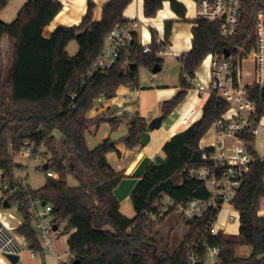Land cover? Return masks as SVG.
Listing matches in <instances>:
<instances>
[{
	"label": "trees",
	"instance_id": "obj_1",
	"mask_svg": "<svg viewBox=\"0 0 264 264\" xmlns=\"http://www.w3.org/2000/svg\"><path fill=\"white\" fill-rule=\"evenodd\" d=\"M10 1L0 0V13ZM132 3L133 0H109L103 7L102 19L94 22L95 3L88 0L81 24L58 28L50 39L44 37V31L63 9L55 0H29L13 24L0 21V43L4 37L15 43L13 65L0 103L2 188L18 181L16 173L23 171V167L15 158L26 145L34 148L33 158L39 155L43 166L47 164L48 170L58 176L57 180L47 178L44 186L36 191L29 187L27 195L19 193L9 200L11 205H17L22 217L17 233L26 238L35 252L43 249L34 230L29 209L31 201L52 206L54 224L58 227L66 224L70 255L83 264H187L188 245L209 221L207 216L188 224L181 230L186 233L177 244L172 237L174 228H171L167 233L168 243L161 248L156 237L170 216L155 223L146 213L151 216L158 213L163 195L178 202L208 199L206 186L183 171L186 167L200 168L210 164L202 159L201 141L214 123L229 111V105L215 95L209 96L199 120L164 145L163 162L152 163L141 177L131 195L135 217L130 219L121 213L115 192L126 176L111 168L107 156L117 152L118 143L129 150L142 148L147 121L139 114L129 121L126 116L111 120L107 114L90 120L88 115L99 100L113 99L121 88L140 90L141 68L150 71L156 65L163 68L158 56L169 45L174 22L165 23L162 46L156 45L158 33L152 30L149 52L140 44H132L122 51L117 65L110 71L95 76L83 87L80 84L103 52L113 29L132 23L125 17ZM165 3H170L175 15L185 20L187 11L177 0H144L145 18H156ZM260 15H264V0H244L241 28L231 40L221 37L216 24L194 22L192 50L179 60L180 91L161 106L166 118L185 100L193 87L190 81L209 55L223 60L225 51H229L242 70L243 62L250 58L256 45ZM73 42L79 49L75 57L67 51ZM237 79L240 81V75ZM248 89L251 99L259 103L254 118L260 123L264 118V91L260 92L257 86ZM125 121L128 133L120 142L108 139L95 149L89 148L85 137L88 131H97L104 124L116 131ZM56 132L62 139L55 136ZM242 137L255 162L232 201L239 213V238L236 240L222 233L208 234L211 245L222 249L221 264H262L264 258V217L259 216L264 198V159L254 152V137L250 133ZM43 166L39 170L46 172ZM69 177L77 182V187L69 185ZM178 177L180 182L177 183ZM174 225L181 227L179 220ZM239 245L252 249L249 257L237 254ZM172 246L175 247L171 252Z\"/></svg>",
	"mask_w": 264,
	"mask_h": 264
},
{
	"label": "built area",
	"instance_id": "obj_2",
	"mask_svg": "<svg viewBox=\"0 0 264 264\" xmlns=\"http://www.w3.org/2000/svg\"><path fill=\"white\" fill-rule=\"evenodd\" d=\"M190 1L196 6L197 20L218 25L223 39L231 40L238 35L243 18L244 0ZM141 30L143 29L139 21L114 28L106 39L103 52L93 62L80 87H83L95 76L110 71L117 65L122 51L132 44H140L144 47L145 52H149L152 39H149V44H147L145 33H141ZM164 43L165 36L164 39L157 38V46H162ZM159 55H173L175 57L168 46ZM250 57H253L254 64L252 81L248 84L244 82L243 71L236 66L232 56L228 59L219 60L213 55H209L205 59V61L210 59V73L207 82L202 80L198 72L190 81L193 86L190 91H194L198 98H202L204 94L215 95L229 105L226 116L215 122L212 127L215 131L213 146L203 149L202 159L210 164L200 168L186 167L183 171L192 179L206 186L209 194L208 199L178 202L163 195V204L158 213L153 216L146 213V216L155 223L161 219H167L169 216L170 218L176 216V220L181 223V230L186 229L188 224L209 216L205 229L198 232L188 245L187 264H221L222 249L211 245L208 234L210 236H217L219 233L224 234L225 226H221V230L215 232L218 217L224 207L235 210L232 201L255 162V157L248 150V143L242 136L250 133L256 139L259 134L260 123H257L254 118L259 103L251 99L248 88L257 86L260 92L264 91V15L259 16L256 45ZM239 75L240 81L237 79ZM102 101L103 99L99 100L98 104ZM197 105L194 104L187 114L181 116L180 126H182L183 131L202 117L203 112L197 110ZM26 146L19 156L39 159V155L33 158L34 148ZM45 175L46 178L58 179L57 174L52 170H47ZM3 190L4 196L0 200V256L5 258L17 256L21 260L24 251L29 250L32 257L51 254L57 264H72L74 260L69 252L67 253V256H70L69 263H65L63 258L54 252L56 242L69 236L65 235L66 224L61 227L54 224L52 206L47 204L43 206L40 201H31L29 206L34 230L43 249L42 252L38 253L32 249L24 236L17 233L19 227L13 224L11 220L14 217L5 212L6 208L4 207V203L16 194H28L29 186L26 179L19 178L15 185H6ZM236 220L237 218L231 215L228 218L229 223H235ZM54 227L57 229L55 230ZM7 264L11 263L8 261ZM262 264H264V258Z\"/></svg>",
	"mask_w": 264,
	"mask_h": 264
},
{
	"label": "crops",
	"instance_id": "obj_3",
	"mask_svg": "<svg viewBox=\"0 0 264 264\" xmlns=\"http://www.w3.org/2000/svg\"><path fill=\"white\" fill-rule=\"evenodd\" d=\"M28 1L29 0H11L9 5L0 13V21H2L5 24H9V25L13 24L16 21L20 10L26 5ZM55 1L60 2L63 5V9L57 15V17L53 20V22L45 29L44 37L46 39H50V37L53 35V33L58 28H61V27L73 28V27L79 26L84 16L86 15L87 9H88V0H55ZM108 1L109 0H94V3H95V10H94V16H93L94 22H99L102 19L103 7ZM178 1L179 0H177V2ZM134 2L135 0H133V3L128 7V9L125 12L126 19H128L131 22L139 21L141 12H143V15H144V0H136L137 2L136 9L133 6ZM164 8L169 9V13H170L168 14L169 19L165 21V23L168 21L174 22L173 28H172V38L169 40V48L170 46H172L173 48H175V50H178L179 52H181V54H183L182 56H184L192 50V40H193L192 30L194 28V22L196 20L187 21L185 17L184 22H189V26L188 25L185 26L184 32L182 34H183V37L187 38L189 44L188 43L187 44L178 43L176 42V39H178L180 32H181L180 29L182 28L181 25H179L178 23H181L183 21L179 19L175 15V13L171 10L170 3H165ZM162 16L166 18V15L162 14ZM148 20H151V19H148ZM165 23H164V32H165ZM142 32L145 33V37L147 39L146 42L147 44H149L148 42L149 39L150 40L152 39L151 30L145 28L141 30V33ZM158 37H159V33H158ZM71 45L72 43L67 48L68 51ZM14 46H15L14 41L10 39L9 37H4L0 43V85L2 86L1 91H0L1 98L4 95L6 78L13 65ZM78 50H79L78 48H74V50L71 51L72 53L69 52V55L71 57H75L78 53ZM172 52L175 54V58H177L179 61L182 56L178 58L177 57L178 54L175 51H172ZM199 70H198V75L202 78L204 82H207L208 75L206 73H200ZM155 91H156L155 93L157 97V103L162 106L164 102L170 101L176 96V94L180 91V85L177 87H173V88L163 87ZM193 93L196 94L194 91H189L185 100L177 107L176 110H178V113H179L178 118H181V116L185 115L190 104L192 105L198 104L200 98H198L196 94L195 99L192 100L190 94H193ZM138 102H139V90L132 91L127 88H121L113 99L103 100L98 105H96L93 111L89 113L88 119L92 120V119L97 118L100 115L107 114V118L111 120L121 119L124 116H126L127 120L129 121L136 115L138 114L140 115ZM175 111L171 115H173ZM161 115L163 114L157 111L153 113V115H151L149 119H147V117H143V118L147 121V124H149L154 118H157ZM261 122H260L259 134L255 139L253 149L257 157H259L260 159H264V125H262ZM100 130L101 131H99V129L97 131L94 130L95 133L101 134L100 144H102L104 141L108 139L112 140L113 142H120V140L126 137L128 133L127 121L122 123L118 127L116 132L112 131L111 126L109 124H104V126ZM182 131L183 130H181L180 132ZM180 132L170 131L169 136L164 137V141L160 142L157 145V147H155V141L158 139L157 134L153 135L154 132L149 133L147 131V133L143 135L142 148H139L136 150H129L125 147L124 144L118 143L116 145L117 152L110 153L107 156V161L109 165L111 166V168L116 173H123L126 176V179L123 180V182L121 183V185L117 188L115 192L117 198L120 201L121 213L124 216L128 217V215H125L122 212L123 204L129 199L131 200V195L136 189L139 181L141 180V177L144 175L147 168L152 163H155V160L157 157H154V155L159 150L163 152L164 145L172 137H174L176 134ZM200 146H201V149H206L207 143H205L202 140ZM162 159L164 160V155ZM134 214H135V211H134ZM259 216L264 217V198L261 200ZM134 217L129 216L128 218L132 219ZM13 224L18 227L22 225V223H15V222H13ZM221 226H224V225H221ZM239 229H240V226H239ZM68 239L66 240V242L63 243V245L65 244L67 249L64 246L62 249L60 248L59 241H61V239L56 242L54 246V252L56 254L61 255L62 253H64L65 249H66V252H65L66 254L69 252Z\"/></svg>",
	"mask_w": 264,
	"mask_h": 264
},
{
	"label": "rangeland",
	"instance_id": "obj_4",
	"mask_svg": "<svg viewBox=\"0 0 264 264\" xmlns=\"http://www.w3.org/2000/svg\"><path fill=\"white\" fill-rule=\"evenodd\" d=\"M179 4L185 7L186 9V20L191 21V20H197V15H196V6L195 4H192L190 0H179ZM135 9L137 8V2L135 0L134 5ZM162 14L166 15V18L162 16ZM169 13V9L164 8L156 18L148 20L144 17L143 12H141L139 22L141 23L142 29H150L151 31L154 30L159 33V38L164 39V23L167 21ZM135 19V18H134ZM145 22V23H144ZM143 24V25H142ZM181 25L180 29V35L178 39H176V42L178 43H183V44H189L187 38L183 37V32L185 26H189V22H181L178 23ZM172 38V34L170 39ZM175 40V38H174ZM173 41V39H172ZM172 43V42H171ZM169 47V45H168ZM74 48H78V45L76 42H73L72 45L70 46V49L68 51L71 52L74 50ZM171 51H175L178 55L177 57H181L183 54L179 52L178 50H175L172 46H170ZM72 53V52H71ZM158 59L162 61L163 65V70L159 74H153L150 70H147L145 68L140 69V90H139V112L142 117H147L149 119L151 115L155 112H160L162 113L161 110V105L157 103V97H156V91L159 88L163 87H177L180 85V79H181V64L178 61L177 58H175L173 55H159ZM254 60L253 57H250L243 63L242 71L244 75V82L246 84L250 83L252 81V68H253ZM200 71L203 72L202 68H200ZM1 85H0V91H1ZM192 100L195 99L196 94H190ZM209 98L208 94H204L202 98L199 99L198 105H197V110L201 112L203 110V107L205 103L207 102ZM195 101V100H194ZM2 102V98L0 95V103ZM193 105L190 104L186 113L191 109ZM178 110L175 111L173 115L168 116L165 121L163 122L162 128L158 131H155L153 135L157 134V140L155 141V147L157 145L164 141V137L169 136L170 131H181L183 128L180 126V118ZM262 125H264V118L262 119L261 122ZM102 125L99 128L100 129L103 127ZM126 131V129H125ZM116 132V131H115ZM118 134V133H117ZM55 136L58 139H62V136L59 133H55ZM100 136L101 134L95 133V131L92 129L88 131L85 135L86 137V142L89 146L90 149H95L100 145ZM203 141L207 143L206 148H211L214 144L215 141V131L214 128H212L207 135L203 138ZM154 147V149H155ZM163 152L159 150L154 157H163ZM15 162L23 167V171H19L16 173L17 177L19 178H24L26 179V183L28 186L33 190L36 191L40 189L41 187L44 186L45 181H46V175L45 172L40 171L39 168L43 166V160L41 157L39 159H29L27 157H22V156H17L15 158ZM1 179H2V173H0V200L4 196V190L1 185ZM177 183L180 182V177L177 178ZM68 183L71 187H77L78 184L77 182L73 179L70 178L68 179ZM8 214L12 215L14 217L13 222L15 223H22V217L18 214L17 212V205L13 204L11 205L10 209H6ZM122 212L125 215L134 217V210L132 207V202L131 200H127L123 204ZM233 216L237 218L235 223H229L228 218L229 216ZM176 217V216H175ZM172 217L168 222H166L160 229V232L158 236L156 237L157 242L160 244L161 248H164L167 243H168V237L167 233L168 230L171 231V228H174L172 237L174 239L175 244H177L180 240L179 238L184 236L186 233L185 231H181V227H175L174 223L176 222V218ZM224 225L226 226L224 230V234L227 237H232L234 239L239 238V213L236 210H231L229 207H224L223 210L221 211L219 217H218V223L215 225V232H219L220 226ZM173 226V227H172ZM111 230V229H109ZM68 237H64L59 241L60 248L62 249L63 246L66 248L65 244L63 245L64 242ZM175 246L171 247V252L174 250ZM67 249V248H66ZM66 249L64 253H62L60 256L63 258V261L65 263H69V258L70 256H67ZM252 252V249L248 246L245 245H239L237 249V254L240 257H249ZM8 260L5 257L0 256V264H7ZM21 264H57L56 260L53 258L51 254H46L45 256H36L32 257L31 253L29 250H25L23 253V256L20 260Z\"/></svg>",
	"mask_w": 264,
	"mask_h": 264
},
{
	"label": "water",
	"instance_id": "obj_5",
	"mask_svg": "<svg viewBox=\"0 0 264 264\" xmlns=\"http://www.w3.org/2000/svg\"><path fill=\"white\" fill-rule=\"evenodd\" d=\"M230 57H231L230 52H229V51H225V53H224V58H225V59H228V58H230ZM161 71H162V66H160V65H156V66L152 69L151 72H152L153 74H159ZM165 119H166V116H165V115H161V116H159V117H157V118H154V119L148 124V126H147V131H148L149 133H153V132H155V131L160 130V129L162 128V125H163V122L165 121ZM162 162H163V159L160 158V157H157L156 160H155V164H156V165H159V164H161ZM43 169H44V170H48V169H49L48 165L45 164V165L43 166ZM45 205H46V203H43V206H45ZM4 207H5L6 209H10V208H11V204H10V202H9V201H6V202L4 203ZM54 229L56 230L57 227H54ZM6 259H7L11 264H21V263H20V260H19V257H17V256H7ZM72 264H83V262H82L81 260H74Z\"/></svg>",
	"mask_w": 264,
	"mask_h": 264
},
{
	"label": "bare ground",
	"instance_id": "obj_6",
	"mask_svg": "<svg viewBox=\"0 0 264 264\" xmlns=\"http://www.w3.org/2000/svg\"><path fill=\"white\" fill-rule=\"evenodd\" d=\"M201 68H202L203 72H201L200 70H199V72L200 73H206L209 76V73H210V59H207L204 62L203 66Z\"/></svg>",
	"mask_w": 264,
	"mask_h": 264
}]
</instances>
